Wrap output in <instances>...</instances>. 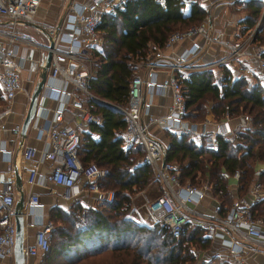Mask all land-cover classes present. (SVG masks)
Wrapping results in <instances>:
<instances>
[{
    "label": "built area",
    "instance_id": "1",
    "mask_svg": "<svg viewBox=\"0 0 264 264\" xmlns=\"http://www.w3.org/2000/svg\"><path fill=\"white\" fill-rule=\"evenodd\" d=\"M126 0H81L68 5V10L59 21L54 24H43L41 27L53 36L51 59L47 68V76L54 78L59 76L60 85L47 84L50 95L62 100L71 97L73 106L83 110L84 118L88 121L100 122L99 114L91 111L77 96L75 90L93 93L88 88L92 75V64L95 56L92 48L100 41L98 24L104 13H114L115 7L122 6ZM164 3L165 0H155ZM187 2H202L204 0H184ZM40 0H0V20L34 21ZM200 33L203 41L222 40L221 32H209V24L200 22L183 29L171 31L162 46L153 50L152 57L135 63L136 67H144L143 74L136 73L128 90V99L125 105H117L126 116V126L122 133L124 146L139 142L143 146L141 161L152 168L153 179L160 182L164 192L142 201L139 208V218L144 221L146 217L152 222L166 224L173 234H180L182 224L185 221H194L204 224L206 233L218 235L224 239L227 245V260L208 259L200 264H249L246 261V246L251 250H264V229L261 227L262 219L255 216L253 203L264 192L262 183L256 179L248 188L251 197L234 195L230 200L224 214L214 212L207 214L193 208L192 202L201 198L211 185L207 181L193 182L189 179H181L179 165L164 156V148L157 138L149 132V123L158 122L167 125L179 134L192 133L196 142L205 149H215L218 145L219 135L225 138H233L243 127L242 122L229 124L230 116L225 113V118L213 122V127H208L209 119L194 121L186 116L187 105L182 90L180 77L168 74L165 77H156V69L181 70L186 68L189 58L197 53L203 42L192 40L189 47L184 48L176 56L167 57L162 52L163 46H169L184 37ZM21 46H37L42 48L38 41L29 32L20 29L16 23L8 22L6 26H0V84L3 96L10 100L20 88V69L23 66L24 54L20 52ZM243 52L242 41L231 44L229 54H241ZM254 55L258 65V73L264 76V49L256 47ZM91 62V64L89 63ZM168 90L170 101L166 112L161 116L149 114L154 90ZM8 106L0 108V117L7 112ZM63 107L57 106L51 117L40 127L39 133L47 139V148L43 154L54 158L56 164L46 172H40L37 165L29 168L27 181L44 182L51 181L63 186L62 196L71 198L78 193L79 187L92 191L99 199L112 200L114 190L101 186L100 179L109 173L106 166L99 165L95 161L82 162L78 154L80 132L71 125H58L62 116ZM246 121H250L248 114H242ZM4 123L0 122V128ZM2 152L9 150L0 147ZM21 153L25 160L31 159L35 154V148L29 144L21 147ZM239 177V170L224 171L223 175ZM80 184V186H79ZM217 191H221L218 188ZM14 192L11 178L6 181L0 190V257L12 254L14 244L13 224ZM39 195L30 191L27 204L31 206L42 205ZM216 210V208H215ZM217 211V210H216ZM37 223V220H28V225ZM34 233L32 241L25 242L23 246L24 264H46V252L49 249L48 232L53 228L50 220L40 222ZM227 235V237H224Z\"/></svg>",
    "mask_w": 264,
    "mask_h": 264
},
{
    "label": "crops",
    "instance_id": "2",
    "mask_svg": "<svg viewBox=\"0 0 264 264\" xmlns=\"http://www.w3.org/2000/svg\"><path fill=\"white\" fill-rule=\"evenodd\" d=\"M74 1L81 0H40L34 16L35 22L33 24L40 27L43 24H54L59 21L66 10H68V5ZM182 2L186 12L189 10L191 3L202 6L205 10V15L200 22L209 24V32L211 33L221 32L222 40L204 42L202 35L196 33L193 36L179 39L169 46H163V54L167 57H172L176 56L184 48L189 47L192 40L203 42L197 53L189 58L185 71L184 69L173 71L166 68H159L156 69V77L161 78L172 73L183 75L193 68H210L214 72L215 81L218 84H220L225 71H227L226 76H231V79L243 77L248 82H256V78L261 75H259L256 70L257 61L254 52L256 47H263L264 49V0H204L202 2H187L182 0ZM256 7H258V10ZM4 20L3 18L0 20V26H6L8 24ZM41 28L44 30L43 27ZM261 28L262 30L260 33H262V37L259 35L257 36V32ZM29 32L38 41H42L40 35L32 30ZM98 33L100 35V41L94 49L99 51L103 42V37H101L100 30ZM46 34L48 36L50 35L48 32H46ZM235 41H242L243 52L241 54L231 55L229 54L230 46ZM155 48H151V52L147 54L146 58L152 57ZM19 51L25 55L23 58V66L19 72L21 76L20 88L10 100H6L3 96L0 84V108L8 106L7 112L0 117V122L4 123V127L0 128V147L4 146L9 150L8 152H2L0 150V190L4 183L11 178L14 192L13 210L19 194L22 193L24 243L32 241L34 231L41 226L40 222L46 220L52 222L53 228L48 232L51 253L50 251L46 252V264H83L87 260L92 261L98 259L108 252L112 244L122 241L121 235L119 239L113 240L108 236L109 231H100L104 226L94 218V215L97 217V214H101L104 218L106 216V218L110 220L111 215H119V213H116L117 210L115 208H110V206H106L104 203L110 200L105 199L101 201L102 199L97 198L94 192L88 191L82 187H79L78 193L73 197L65 198L62 196V185L51 181L29 183L27 181V173L29 168L35 164L37 165L38 171L42 173L49 171L56 164L54 158L47 157L43 154L44 149L47 148V139L44 135L39 133V129L45 121L51 117L53 110L57 106L61 105L63 107L62 116L59 121H55L54 123L76 127L81 136H83V133H87L94 139H98L99 132L95 129H91L90 124H98L101 120L98 123L86 120L83 110L72 105L71 97H64L60 100L54 95H50V92L47 91V84L60 85L61 79L59 76L49 78L46 71L44 85L38 94L35 115L27 127L25 134L22 135L21 123L25 115L30 94L41 69L40 59L42 56V48H38L37 46H21ZM94 62H97V60ZM94 65H92V73ZM143 72L144 67H136L135 74H143ZM75 91L79 99L82 100L84 106L93 111L90 103L87 102V95L82 94L78 90ZM90 96L94 97V99L106 101L95 94ZM151 98L152 103L149 108V114L156 117L163 115L170 101L168 90H154ZM209 107L207 106V112L203 118L209 119L208 127H213L214 121L225 118V113L230 116L228 121L231 125L236 122H242L243 127L241 129H243L250 124V121L243 119L242 114L232 116L227 111L219 118H215ZM188 118L191 119L190 117ZM203 119L192 118L191 120L201 121ZM148 126L149 132L157 138L165 150V146L168 144V137L165 129H169V127L158 122H151ZM170 130L175 132L171 128ZM191 137L195 145L201 146L196 142V138L192 133ZM25 144H29L35 148V154L29 160H25L21 150H19V148ZM121 146L126 147L122 143V138ZM204 157L205 153H203V155L201 154L198 164L192 168L189 174L185 175V178L193 182L207 181L211 185V188L207 190L201 198L191 203L193 208L197 211L207 214H214V212L224 214L234 195L245 196L248 199L251 197L248 188L254 180L258 179L264 187V175H260V172L264 169V160H257L254 166V175L247 184H241L239 177L237 178L230 174L224 176L223 172L225 170L228 172L230 171L222 168L219 176L222 178L223 185L216 186L214 181L211 180L209 170L210 164ZM171 160L177 163L176 160ZM104 177L99 181L103 179L105 183L106 178L104 179ZM259 177H262V179ZM195 178L198 180H195ZM151 182L153 184L156 180H149L145 186L131 193L130 203L125 210L124 216L131 218L134 222L139 224L151 225L154 223L148 217H146L144 221H141L138 212L140 211V213L143 214V209L139 208L141 202L139 203L138 199L141 198L143 192L148 189L147 187L150 186ZM158 183L160 184V182ZM160 186L162 187L161 184ZM103 187L112 188L106 185ZM218 188H221V191L218 192ZM112 189L114 190V188ZM30 191L38 193L40 200L43 202L42 205L31 206L27 204ZM253 210L255 216L263 220L261 227L264 229V192L261 197L253 203ZM90 216L92 220L88 221L87 219ZM33 219L37 220V223L28 225L27 221ZM185 226L187 230L191 232L198 230L201 239H191L190 236L183 234L182 229ZM89 231H92V233L90 235H85L86 232ZM68 234L78 237L77 239L82 243L79 242L71 246L70 249H63ZM181 234L183 235L181 236ZM179 235L183 240V244L194 254L193 264H200L208 259L227 260V245L224 240L226 238L207 234L204 224L189 220L185 221L182 224ZM224 237H227V235H224ZM124 238H126V235H123V239ZM52 247L56 250H52ZM244 251L246 261L249 264H264L263 249L251 250L249 246H246ZM0 264H13L12 254L0 257Z\"/></svg>",
    "mask_w": 264,
    "mask_h": 264
},
{
    "label": "trees",
    "instance_id": "3",
    "mask_svg": "<svg viewBox=\"0 0 264 264\" xmlns=\"http://www.w3.org/2000/svg\"><path fill=\"white\" fill-rule=\"evenodd\" d=\"M204 15V8L196 3H191L186 12L182 0H165L164 3L126 0L122 7H116L114 13H104L98 24L103 42L99 51L92 48L97 62L93 63L88 88L106 101L87 95L92 110L101 117L100 123L90 124L91 129L99 132V138L80 134L78 154L84 163L95 161L108 166L106 181L104 183L102 179L99 184L114 188V198L104 203L115 208L119 215H111L110 220L101 214L94 215V218L104 226L100 231H109L108 236L113 240L121 235L122 241L112 244L100 258L83 264H193L194 254L183 244L180 235L173 234L166 224H139L124 216L131 193L153 179V172L141 161V143L121 146L127 120L117 105L127 103L135 63L145 60L151 48L162 46L171 31L197 24ZM261 30L257 36H263ZM226 75L227 71L218 84L210 68H193L183 75L178 73L187 105L186 116L203 119L207 106H210L215 118L224 115L225 111L232 116L246 113L250 117V124L233 138L219 135L218 145L213 150L195 145L191 133L179 134L170 128L165 129L168 137L165 157L179 163L181 178L190 173L200 161V155L205 153L211 180L216 186L223 185L219 176L222 168L230 172L237 168L241 184H247L254 175L257 160H264V83L260 76L251 83L243 77L231 79ZM262 174L264 169L260 172ZM87 220L91 221L92 217ZM182 230L191 239H201L198 230L191 232L186 226ZM91 233L89 231L85 235ZM123 235H126L125 240ZM77 238L68 234L63 249H70L81 242Z\"/></svg>",
    "mask_w": 264,
    "mask_h": 264
},
{
    "label": "water",
    "instance_id": "4",
    "mask_svg": "<svg viewBox=\"0 0 264 264\" xmlns=\"http://www.w3.org/2000/svg\"><path fill=\"white\" fill-rule=\"evenodd\" d=\"M4 21L8 22H14L17 24V26L25 30L27 32L34 31L38 35H40L41 38V44L42 47V56L40 59V72L38 79L36 80V83L34 85V88L30 94L28 105L25 111L24 118L21 123V134L24 135L26 132L27 127L29 126L30 122L33 119V116L35 115V107L37 103L38 94L41 91L45 78H46V71L50 63L51 59V45H52V35H47L46 32L38 25H35L33 23L21 21V20H8L5 19ZM30 33V32H29ZM21 145V144H20ZM20 147V146H18ZM21 150V147L19 148ZM23 196L22 193L19 194V197L17 199L16 205L14 207V213H13V224H14V244H13V264H24V225H23Z\"/></svg>",
    "mask_w": 264,
    "mask_h": 264
},
{
    "label": "rangeland",
    "instance_id": "5",
    "mask_svg": "<svg viewBox=\"0 0 264 264\" xmlns=\"http://www.w3.org/2000/svg\"><path fill=\"white\" fill-rule=\"evenodd\" d=\"M98 31H99V28H98ZM101 37H103L102 36V34H101ZM92 54H93V51H92ZM94 55V54H93ZM95 56V55H94ZM96 57V56H95ZM95 61L97 60V57L94 59ZM90 64H91V62H89ZM95 63V62H94ZM92 65H94V64H92ZM256 70H257V72H258V65H257V62H256ZM184 71H185V69H184ZM259 74V73H258ZM260 75V74H259ZM260 78L262 79V82L264 83V76L263 75H261L260 76ZM82 94H84V95H89V94H87V93H85V92H81ZM94 94V93H93ZM178 163V162H177ZM179 164V163H178ZM181 177V176H180ZM182 180L183 179H186L185 178V176H183L182 178H181ZM195 180H198L197 178H195ZM153 182V181H152ZM152 182L150 183V186L149 187H147L148 189H146L144 192H143V195H141V198H139L138 199V201H139V203L140 202H144V201H146V200H148L149 198H152V197H154V195H158V194H160V193H162L163 192V189H162V187L160 186V184L156 181V182H154L153 184H152ZM137 201V202H138ZM141 204V203H140Z\"/></svg>",
    "mask_w": 264,
    "mask_h": 264
},
{
    "label": "bare ground",
    "instance_id": "6",
    "mask_svg": "<svg viewBox=\"0 0 264 264\" xmlns=\"http://www.w3.org/2000/svg\"><path fill=\"white\" fill-rule=\"evenodd\" d=\"M35 22V20L34 21H29V23H34Z\"/></svg>",
    "mask_w": 264,
    "mask_h": 264
}]
</instances>
